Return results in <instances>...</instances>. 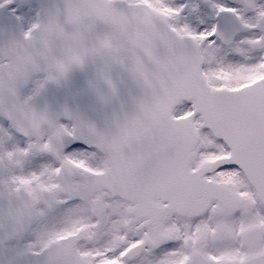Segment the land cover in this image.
<instances>
[{
  "label": "snow or ice",
  "instance_id": "6c2138e0",
  "mask_svg": "<svg viewBox=\"0 0 264 264\" xmlns=\"http://www.w3.org/2000/svg\"><path fill=\"white\" fill-rule=\"evenodd\" d=\"M0 264H264V0H0Z\"/></svg>",
  "mask_w": 264,
  "mask_h": 264
}]
</instances>
